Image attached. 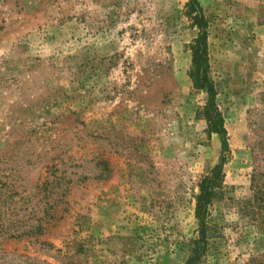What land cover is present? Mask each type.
<instances>
[{"label":"rangeland","instance_id":"obj_1","mask_svg":"<svg viewBox=\"0 0 264 264\" xmlns=\"http://www.w3.org/2000/svg\"><path fill=\"white\" fill-rule=\"evenodd\" d=\"M229 151L198 264H264V0H198ZM188 0H0V264H184L221 146Z\"/></svg>","mask_w":264,"mask_h":264},{"label":"trees","instance_id":"obj_2","mask_svg":"<svg viewBox=\"0 0 264 264\" xmlns=\"http://www.w3.org/2000/svg\"><path fill=\"white\" fill-rule=\"evenodd\" d=\"M191 12H195L194 22L199 27V32L192 42V57L189 70L190 78L196 88L206 92V102L200 113L205 119L210 133H216L220 139L221 153L219 161L211 167L199 184V193L196 197L194 216L197 222L198 236L193 241V246L184 264H198L206 247V215L212 198L218 193L224 182V163L229 151L228 133L224 124V116L216 101L217 90L209 76V58L207 46V22L202 7L198 0H188ZM3 184L0 183V190ZM1 195V194H0Z\"/></svg>","mask_w":264,"mask_h":264}]
</instances>
